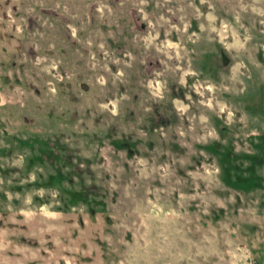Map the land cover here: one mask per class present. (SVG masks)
I'll use <instances>...</instances> for the list:
<instances>
[{"label": "rangeland", "instance_id": "1", "mask_svg": "<svg viewBox=\"0 0 264 264\" xmlns=\"http://www.w3.org/2000/svg\"><path fill=\"white\" fill-rule=\"evenodd\" d=\"M0 264H264V0H0Z\"/></svg>", "mask_w": 264, "mask_h": 264}, {"label": "water", "instance_id": "2", "mask_svg": "<svg viewBox=\"0 0 264 264\" xmlns=\"http://www.w3.org/2000/svg\"><path fill=\"white\" fill-rule=\"evenodd\" d=\"M223 60H224V62H227L228 61V58H226L225 56H223Z\"/></svg>", "mask_w": 264, "mask_h": 264}, {"label": "flooded vegetation", "instance_id": "3", "mask_svg": "<svg viewBox=\"0 0 264 264\" xmlns=\"http://www.w3.org/2000/svg\"><path fill=\"white\" fill-rule=\"evenodd\" d=\"M83 86L86 87V86L84 85V83H83Z\"/></svg>", "mask_w": 264, "mask_h": 264}]
</instances>
